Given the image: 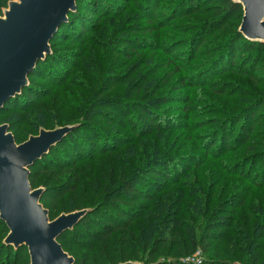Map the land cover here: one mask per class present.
Masks as SVG:
<instances>
[{"label":"rangeland","instance_id":"374dc122","mask_svg":"<svg viewBox=\"0 0 264 264\" xmlns=\"http://www.w3.org/2000/svg\"><path fill=\"white\" fill-rule=\"evenodd\" d=\"M11 1L0 4V16ZM99 1L85 33L77 26L51 44L57 68L44 66L28 77L34 101L5 107L0 124L11 127L18 144L41 129L79 126L81 138L73 146L63 143V150L84 148L91 138L103 145L87 159H77L79 165L48 167L39 174L36 189L76 184L73 190L53 191L52 220L121 198L125 176L139 184L141 165L158 148L156 156L175 158L155 165L156 180L143 186L141 199L128 203L132 232H118L101 244L91 233L73 230L65 251L77 264H253L260 256L258 264H264V45L242 44L241 53H227L229 36L240 29L244 11L222 18L218 8L224 0H199L196 13L175 18L169 14L180 0ZM198 36L208 43L201 44ZM196 45L206 49L196 53ZM212 64L214 69L201 74ZM188 77L195 85H183ZM141 103L147 105L143 113ZM88 108L92 120L86 124ZM253 112L262 121L249 132L255 154L245 144H234L242 128L252 125ZM141 113L163 129L150 133L147 124L136 130L140 119L150 123ZM145 127L146 133L139 130ZM227 136L229 151L224 152ZM105 184L111 187L109 197ZM109 203V213L117 212ZM220 203L227 225L210 231L211 212ZM8 234L0 222V264L17 262L7 260ZM192 240L199 243L196 248ZM18 264H30V258Z\"/></svg>","mask_w":264,"mask_h":264},{"label":"water","instance_id":"95a60500","mask_svg":"<svg viewBox=\"0 0 264 264\" xmlns=\"http://www.w3.org/2000/svg\"><path fill=\"white\" fill-rule=\"evenodd\" d=\"M243 6L240 33L264 43V0H233ZM78 0H13L0 16V109L29 85L39 61L51 54V40ZM74 126L41 129L21 144L0 124V219L9 229L4 244L29 249L30 264H75L59 237L72 230L88 210L51 219L41 203L44 189H34L30 167L60 143ZM122 264H137L126 262Z\"/></svg>","mask_w":264,"mask_h":264},{"label":"trees","instance_id":"16d2710c","mask_svg":"<svg viewBox=\"0 0 264 264\" xmlns=\"http://www.w3.org/2000/svg\"><path fill=\"white\" fill-rule=\"evenodd\" d=\"M7 1L9 0H0V4L2 3L4 6L7 4ZM199 0H180L179 4L177 6H175L173 8V11L169 14V15H175L174 17H184L187 15H190L192 13H196L195 11H197V9L194 11V7L198 4ZM99 4L100 1L99 0H78L77 2V10L75 12H72L69 14V19L68 22L64 23L61 25V27L59 28L57 34L53 37V39L51 40L50 44H53V42L56 39H59L60 37L69 34L71 31H73V29H75V27L78 26V29L81 30L82 33H85V29H87V25L88 23H91L93 17H91V15H96L99 11ZM193 9L192 11L185 13V12H179L180 10H185V9ZM220 9V13L219 15L223 18V16H229L230 14H236L238 11H243V6L234 2L233 0H224V5H220L219 8ZM0 12H1V7H0ZM173 12L177 13L174 14ZM154 15L156 14V10H154ZM174 17H171L172 19H174ZM218 21H220V18L216 21L213 22L212 24H210V26L215 25L216 23H218ZM201 31V30H200ZM75 34V33H72ZM229 39H232V43L229 47V50L227 51V53H229L231 56L233 53H241L242 52V47L241 45H245L248 46L249 48H258L261 47L262 45H264V43H260V42H256V41H251L249 39H247L242 33H240L239 29L237 31H235L233 34L231 33V35L229 36ZM197 41H201V44L206 45L208 43V40L205 38H202L201 36L197 37ZM195 45V44H194ZM204 45L200 48L201 45H196L193 47H196L194 50L195 52H199L203 53L204 50L206 49L204 47ZM175 49V48H174ZM177 53V49L173 50L171 52V55L174 56ZM55 61L56 58L54 57V54H49L47 55L45 60H41L38 62L36 68L30 73L29 78H33V76L38 75V73H40L43 69H45L44 66H49L50 67H56L55 65ZM177 61V60H176ZM232 64H234L233 59L230 60ZM59 63H61V61H59ZM215 64H212L210 67H208L207 69L204 68L201 71V74L203 73V75H205L207 72L210 71V69H214L216 66H214ZM228 67V69H232L229 66H225ZM206 69V70H205ZM200 74V75H201ZM188 83H190V85H195V83L193 82V80L188 77L186 79V82L183 84L188 85ZM34 88L32 87V85H28L26 88L23 89V91L18 94L17 96H15L14 98L10 99L2 109H0V115L1 112L5 109V107H18V105H20L21 103L27 102V101H34L35 95H34ZM143 103V102H142ZM140 104L139 107L141 108L140 111H143L146 109L143 104ZM91 109L88 108V111L85 114V119H84V123L89 124L90 121L92 120V116H91ZM141 113V114H142ZM140 114V115H141ZM252 116L250 117V119L253 121L252 125L251 123H249V125H245L242 128L241 133L239 134V140H237L234 144H245L246 146V150L249 151V153L251 154H255V153H259V152H255L257 151L254 147L253 144H249L250 143V136H249V132H254L256 130H254V126L257 125V128L260 127L261 125V120L260 118V114H255V112H253L251 114ZM143 118L145 117H149V121L147 123L146 119H140V121H138V124H135L136 127L135 129L138 130L139 127H143L146 126L148 124L149 127V132L153 133L154 130L157 129H163L161 125L158 124V122H156L154 120V118L150 117L149 115H141ZM257 117V118H255ZM79 126H77L71 133H69L66 138H64L60 143H58L57 145H55L48 154L44 155L43 158L37 160L34 165L32 167H30V182L31 185L34 189H36V184H37V179L39 177V174L46 172L48 167H55L56 169H58L59 167L61 169L65 168V167H70L72 164L75 165H79L77 164V159H87L90 154L92 152H98V150L101 149V147L103 145H101V143L99 142H95L96 139L91 138L90 141L88 142V146L84 147V148H75L72 150H63V143H69L71 146L74 145V140L75 139H80L81 138V134H80V130L83 128H78ZM147 127H145V129H139V130H143L148 131V129H146ZM9 131L12 132L11 127H9ZM146 133V132H145ZM230 137L227 136L225 139V144H223V149L224 152L229 151V140ZM217 143H214L213 146H211L210 148H214L216 146ZM56 152H60L62 154L57 155ZM161 153V149L158 148L157 151L154 152L153 157H149L146 155V157H149L148 160H146L142 165H141V170L140 172H142V174L140 176H138L136 179L139 180V184L134 183L133 181L135 179H132V175L131 176H125V180L122 182L121 185V189H122V197L119 199H116V201H113L111 203H109L108 201H105L104 203H100L99 205H97V207L93 210V211H89L87 213V215L84 217V219L77 225L75 226L72 230H68L67 232L63 233L58 241L62 244L64 250H66V244L67 242L70 240V233L73 230H83L84 232H88L91 233L92 235H94V237H96L98 239V241L101 244L104 243H110L112 240V236L118 232H127V231H131V225L133 223V218L131 217L132 214V210L131 208L128 206V203L132 202V201H138L139 199L142 198V188L145 184H147L149 181H154L156 180V176H158L160 173L159 168H155V165H160L159 162L163 161V159L166 160H174L173 158L175 157H164V155L161 156H156L159 155ZM68 154V155H65ZM255 156V155H254ZM168 157V158H167ZM196 163V162H195ZM153 166V167H152ZM151 167V168H149ZM165 169V168H164ZM166 171V170H165ZM148 173H153V176H155L154 178L149 177L147 174ZM134 177V176H133ZM113 176H110V180H111V185H113L114 180H112ZM142 182V183H141ZM63 187H67L66 189L69 190H73L74 188H76V184L72 185V182L70 181H65V183H61L60 186H52V188H48L46 191L44 190V193L42 195L41 198V203L45 206V208H49V200L52 198H56V196L53 195V191L54 192H58L60 191ZM104 195H106L107 197H109L111 195V187L107 184L104 185ZM56 194V193H55ZM109 199V198H108ZM109 203L111 205H114V207L117 209V212H110L109 213V209L107 208V204ZM103 209V210H101ZM49 210V209H48ZM224 210H226L225 205H221V203L219 205H217L216 207L213 208L211 215H210V221L211 224H209V228L210 231L214 230V229H218L221 228L225 225H227L228 222V214H225L226 212H224ZM50 212V217L53 214V210H49ZM98 213H102V218H99V216L97 215ZM164 219V218H163ZM171 219V218H165L164 221ZM212 219V220H211ZM0 222L5 224L4 221H2L0 219ZM5 226L7 227V225L5 224ZM8 228V227H7ZM131 229V230H130ZM158 238L154 241L157 242ZM191 245L193 248H196L199 243L195 240L191 241ZM198 243V245H197ZM6 253H7V260H9L11 257L12 258H16L17 262L16 264L19 263V261H21L23 258H30L29 256V249L21 246L19 248H14L11 245H6ZM259 254V252L257 254H255V257ZM263 258V256H260L258 260H254L253 264H258L259 260H261ZM77 264V262L75 263ZM113 264H117V262H113ZM161 264H186L184 262H181L180 260H175V261H167Z\"/></svg>","mask_w":264,"mask_h":264}]
</instances>
